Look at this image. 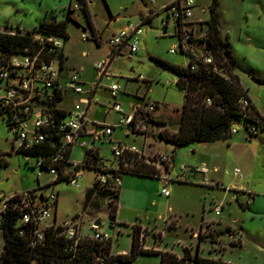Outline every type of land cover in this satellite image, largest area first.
<instances>
[{"label": "rangeland", "instance_id": "rangeland-1", "mask_svg": "<svg viewBox=\"0 0 264 264\" xmlns=\"http://www.w3.org/2000/svg\"><path fill=\"white\" fill-rule=\"evenodd\" d=\"M171 1L87 0L99 32L97 35H101L99 45L92 35L84 10L76 8L79 0H0V28L7 31L18 28L23 32L32 31L41 22L53 17L66 20L71 8L67 21L70 37L65 42L67 67L80 69L87 88L100 82L94 101L89 106L88 117L91 120L118 123L121 114L114 109L108 111L114 101L119 102L127 114L134 113L138 105L146 108L148 102L159 104L151 113L155 122H150L144 134L131 132L128 135L126 127L119 126L114 130L113 140L121 141L123 145H136L145 159L155 161L156 157L162 169L161 177L167 181L142 179L138 187L143 196L133 208H125L124 216L116 221L110 217L109 197L100 208L84 210L86 192L94 185L98 174L87 167L79 177L78 186L66 181L54 186L60 193L57 222L78 220L82 234L87 235L92 232L90 222L100 219V230L110 234L113 254L130 250L133 225L138 223L148 248L158 246V250L184 254L187 247L193 254L199 252L202 256L217 257L236 264H264V131L250 135L242 124L237 123L239 131L233 133L229 140L194 141L178 147L175 153L174 145L159 134L163 128L170 131L177 128L175 124L180 112L175 108L183 106L185 96L177 85L178 76L158 66L152 57L182 66L189 63L188 55L179 48L177 52H171L173 44L178 43L174 22L168 21L167 28L163 25V20L167 18L160 8ZM194 1L189 25L195 27L199 35L206 30V26L202 30V22L194 26L193 20L209 19L212 0ZM219 10L222 36L224 39L228 37L232 48L237 49L240 56L238 72L243 87L258 111L264 114V0H219ZM151 12L153 20L142 23L139 50L132 55L129 52L116 55L109 67L111 76L100 78L97 64L108 59L113 34L126 28L129 21L142 22ZM85 33L88 38L84 37ZM206 37L199 47L200 51L207 46ZM244 53L247 58H244ZM113 83L120 86L116 98L109 90ZM76 99L77 95H68L62 105L73 108ZM13 138L14 132L0 115V157L8 161V164L0 162V199L4 194L38 188L53 179L48 170L37 166L33 160L28 161L13 149ZM87 140L92 142L91 137ZM115 144L106 136L93 145L106 164L116 165ZM83 150L79 144L73 148L74 161L84 159ZM161 153L170 154V164L158 161ZM183 165L196 169L189 181H184L187 178L182 177ZM203 165L207 167L205 172L199 170ZM236 168L240 169L242 176L235 173ZM165 186L171 190L170 196L161 192ZM52 188L44 192L48 193ZM220 204L221 208L217 210ZM202 225L206 233L221 229L226 233L218 236L215 243L211 237L199 240L194 231L199 232ZM227 227L233 229L232 235ZM3 247L4 240L1 239L0 254ZM160 262L157 254H142L133 262L118 264Z\"/></svg>", "mask_w": 264, "mask_h": 264}, {"label": "built area", "instance_id": "built-area-1", "mask_svg": "<svg viewBox=\"0 0 264 264\" xmlns=\"http://www.w3.org/2000/svg\"><path fill=\"white\" fill-rule=\"evenodd\" d=\"M79 1L76 4L77 9L87 8V2ZM149 1L156 2V0ZM194 6V0H173L160 8L166 13L167 18L163 20V25L167 27L168 21H173L175 24L178 43L173 44L171 52H177L179 48L187 54L188 66L193 71L202 70L210 64L214 65L215 70H220L214 55L205 49L207 46L200 51L199 47L203 43L200 41L207 32L197 35L195 27L189 25ZM142 25V22L129 21L126 28L114 33L110 39L111 52L117 55L124 52H129L131 55L136 53L139 50L138 44L143 32ZM84 37L88 38V35L85 33ZM34 41L36 45H28L23 52L0 57V115L6 119L9 129L14 132L12 140L14 150H30L45 142L51 143L56 148L53 155L35 157L30 153L24 154L28 161L33 160L37 166L48 170L53 175V179L38 188L2 195L0 240L3 239L5 244L4 233L10 221L13 223L15 232L27 237L30 247L37 250L39 245L46 241V233L50 229L60 228L59 235L68 241L67 249L75 252L83 239L106 241L110 239V234L100 230V226L96 224L98 218L90 222L89 228L92 232L87 235L82 234V227L78 220L57 222L56 213L60 193L54 186L62 181L78 186L79 177L85 170L82 161H74L72 158L73 148L79 144L84 150L95 149L93 144L106 136L110 142H115L113 152L118 165L114 168L118 171L110 172L108 170L110 166L105 164L102 170L97 171L95 180L101 186L108 185L112 189H120L123 176L126 174L121 166L122 161H125L126 168H130L128 155L135 154L137 157L143 155L136 145H123L121 141H114V130L119 126H125L128 135L131 132L144 134L150 124L146 112L152 113L158 105L156 102H148L142 112H137L139 105L135 107L134 113L127 114L122 105L114 101L108 107V111L114 109L121 114L118 123L110 124L91 120L88 117L89 106L94 101L100 82L87 88L80 69L75 66L67 67V56L64 51L66 41L63 37L40 32L34 34ZM109 67L110 56L106 61L97 64L100 78L111 76ZM222 72L227 75L224 71ZM109 90L116 98L120 86L113 83L109 86ZM72 94L78 96V99L74 101V107H64L62 104L65 97ZM207 102L211 104L212 99L208 98ZM252 104L249 97L240 98L239 106L242 116L239 122L249 134L258 135L264 131V114L253 110ZM236 125L232 126V133L239 131ZM88 137H91L92 142L87 140ZM155 159V161L145 160L161 167L156 162V157ZM170 159V154L161 153L158 161L170 164ZM182 170V177L185 179L196 169L183 165ZM199 170L205 172L207 168L203 165ZM235 173L242 176L239 168H236ZM50 187H53L52 190L45 193L44 191ZM162 193L169 196L171 191L165 186L162 188ZM102 261L104 258L98 256L97 262Z\"/></svg>", "mask_w": 264, "mask_h": 264}, {"label": "trees", "instance_id": "trees-1", "mask_svg": "<svg viewBox=\"0 0 264 264\" xmlns=\"http://www.w3.org/2000/svg\"><path fill=\"white\" fill-rule=\"evenodd\" d=\"M82 1L86 2V0ZM70 12L71 8H69L68 19L58 20L56 17L46 19L32 31L23 32L20 28L11 31H0V57L23 52L28 45L35 46L34 34L36 33L57 35L63 37L65 41L68 40L70 36L67 31V21L70 19ZM84 12L92 35L100 45V36L97 35L89 8H85ZM220 16L219 0H212L210 17L206 21L208 29L205 39L207 47L205 49L214 55L220 70H215L214 65L210 64L202 70L193 71L190 66L178 65L156 56L152 57L158 66L168 69L178 76L177 85L183 90L185 96L183 106L175 108L176 111L180 112L179 120L175 124L177 129L170 131L167 128H163L159 133L161 138L174 145L175 150L173 153L178 147L194 141L215 142L229 140L233 135L231 132L232 126L237 123L241 124L239 121L242 113L239 100L242 96H249L247 90L243 87L240 76L235 73L238 63L232 54L228 39H224L222 36ZM153 18L154 16L151 12L142 19V23L151 22ZM200 42H203V39ZM116 55L114 52L110 53V64ZM208 98L212 99L211 104L207 102ZM157 105L159 107L158 103ZM252 108L259 112L253 104ZM140 111H143L141 105L137 108V112ZM146 114L150 122H155L150 112H146ZM55 150L56 148L51 143L45 142L30 150H19L17 152L22 155L30 153L38 157L39 155H53ZM127 159L130 162V168L124 166L125 161L121 163L122 169L126 173L161 178V167L146 162L144 156L137 157L135 154H130ZM0 162L8 164V161L3 156L0 157ZM82 163L85 169L88 167L93 168L95 171L102 170V167L105 166L100 152L93 148L84 150ZM166 168L168 169L169 166L167 165ZM108 170L110 172L118 171L114 167H110ZM100 187L103 189H100ZM107 197L110 198V217L116 220L120 189H112L108 185L101 186L97 180L86 192L84 210L100 208ZM226 230L231 235L233 234L231 227H227ZM59 232L60 228L50 229L46 233V241L39 245L37 250H34L29 245V239L16 233L13 223L9 221L8 228L4 233L5 244L0 254V264H118L133 262L142 254L159 255L161 258L160 264H236L224 261L221 258L202 256L199 252L193 254L191 249L187 247L184 248L183 256H179L169 250L146 248L144 246L145 236L139 224L133 226L130 250L127 253L118 254H113L112 252L111 239L106 241H98L91 238L83 239L75 252L70 251L67 249L68 241L63 236H60ZM225 233L226 231L222 229L209 233L203 232L201 229L198 236L200 240L211 237L215 243L217 237ZM234 244H237V242H234ZM98 256L103 257L104 261L98 263Z\"/></svg>", "mask_w": 264, "mask_h": 264}, {"label": "crops", "instance_id": "crops-1", "mask_svg": "<svg viewBox=\"0 0 264 264\" xmlns=\"http://www.w3.org/2000/svg\"><path fill=\"white\" fill-rule=\"evenodd\" d=\"M86 2H87V0H86ZM88 3V2H87ZM88 5V7L87 8H89V10H90V7H89V3L87 4ZM220 11V10H219ZM91 12V11H90ZM220 15H221V12H220ZM222 16V15H221ZM221 16H220V28H221ZM92 20H93V17H92ZM208 20V19H207ZM207 20H193V24H194V26L195 25H197V22L199 23V22H202V24H200V27H201V29L202 30H204V26H206V30L204 31V32H202L201 34H203V33H206L207 32V29H208V26H207V23H206V21ZM191 21V20H190ZM93 23H94V20H93ZM94 26H95V23H94ZM165 28H167V27H165ZM95 29H96V32H97V34H99V32H98V29H97V27L95 26ZM12 30H14V29H12ZM0 31H7L6 29H2V28H0ZM11 31V30H10ZM166 31V30H165ZM195 32H196V28H195ZM166 33V32H165ZM222 33V32H221ZM201 34H199V35H201ZM100 37H101V35H100ZM224 38V37H223ZM226 39H228V37L226 38ZM228 41H229V39H228ZM229 43H230V41H229ZM230 48H231V51H232V54H233V56L235 57V59L237 60V63H238V65H239V61H240V56L238 55V51H237V49H235V48H232V45H231V43H230ZM64 51H65V48H64ZM112 51V50H111ZM66 54V53H65ZM239 54H241V53H239ZM66 56H67V54H66ZM110 56V55H109ZM244 58H247L248 57V55L246 54V53H244ZM67 61H68V56H67ZM235 73H237L239 76H240V74H239V72H238V68L235 70ZM241 78V77H240ZM248 92V91H247ZM249 95V94H248ZM250 96V95H249ZM251 98V97H250ZM252 99V98H251ZM252 102H253V100H252ZM253 104H254V102H253ZM255 105V104H254ZM139 106V105H138ZM256 106V105H255ZM136 107V106H135ZM257 107V106H256ZM67 108V107H66ZM177 129V128H176ZM175 129V130H176ZM84 151V150H83ZM145 155L147 156L148 154L145 152ZM82 161V160H81ZM103 161H104V163L106 164V162H105V160L103 159ZM106 165H108V166H110V167H116L117 165H118V163L116 164V165H113V164H106ZM207 168V167H206ZM195 175V174H194ZM190 177L191 176H189L188 178H187V180H184V181H189V180H191L190 179ZM132 178V180H130ZM150 179V180H154V181H157L156 179H159V181H163V182H166L167 181V179L166 178H153V177H144V176H138V175H134V174H131V173H126L124 176H123V183H122V186H121V188H120V198H119V201H118V212H117V217H116V221L118 220V217H123L124 215H123V213H124V209L125 208H129V207H131V208H133L134 207V203L135 202H137V200L139 199V198H141V196H143V194H141L142 193V190L138 187V185L141 183V181H143L142 179ZM134 179V180H133ZM203 182V181H202ZM171 191V190H170ZM162 192V191H161ZM170 195H171V193H170ZM169 195V196H170ZM167 196V195H166ZM219 207L221 208V204H220V206H218L217 207V210L219 209ZM135 224H138V223H135ZM134 224V225H135ZM133 225V226H134ZM203 226V225H202ZM201 226V229L203 230V227ZM201 229H200V231H201ZM199 231V232H200ZM199 232L198 231H194V235L195 234H198L199 235ZM203 232H205V230H203ZM197 235V237L199 238V236ZM145 240H146V238H145ZM200 240V239H199ZM144 246L146 247V248H148L149 246H147L146 245V243L144 244ZM153 248L154 249H159L160 247H158V246H153ZM192 248V247H191ZM226 247H224L223 249H225ZM112 249H113V247H112ZM161 250V249H160ZM220 251L222 250V249H219ZM170 251V250H169ZM179 256H183L184 254H181V253H177ZM215 258H217V257H215Z\"/></svg>", "mask_w": 264, "mask_h": 264}, {"label": "water", "instance_id": "water-1", "mask_svg": "<svg viewBox=\"0 0 264 264\" xmlns=\"http://www.w3.org/2000/svg\"><path fill=\"white\" fill-rule=\"evenodd\" d=\"M96 224H97L98 226H100V225H101V220L98 219V220L96 221Z\"/></svg>", "mask_w": 264, "mask_h": 264}]
</instances>
